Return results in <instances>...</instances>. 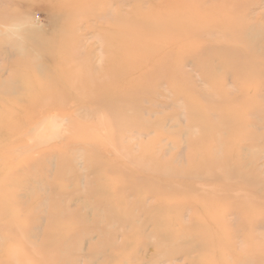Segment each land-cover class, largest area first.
Returning <instances> with one entry per match:
<instances>
[{"label":"rangeland","instance_id":"1","mask_svg":"<svg viewBox=\"0 0 264 264\" xmlns=\"http://www.w3.org/2000/svg\"><path fill=\"white\" fill-rule=\"evenodd\" d=\"M0 264H264V0H0Z\"/></svg>","mask_w":264,"mask_h":264},{"label":"bare ground","instance_id":"2","mask_svg":"<svg viewBox=\"0 0 264 264\" xmlns=\"http://www.w3.org/2000/svg\"><path fill=\"white\" fill-rule=\"evenodd\" d=\"M118 22H120V24H124V22L122 20H118ZM126 25H129L128 29L131 31H134L135 29H140L142 27V25H139V24L137 25L136 23H130V24L126 23ZM145 26H147L146 23H145ZM216 27H218L216 29L218 31H221V33L224 32L223 29H227V26L224 25L223 23L221 24V26L218 24ZM161 30L162 31L166 30V28H161ZM206 30L208 31V28H206ZM188 34H190V31H184L181 33L180 37L187 36ZM223 35L224 34H222L221 36H223ZM165 39H167V37ZM240 41H241V39H240ZM228 42H229V38H225V43H228ZM142 45H144V44H142L141 41L135 42L131 39L125 40V43L124 42L121 43V45H120L121 50H120V52H118V56L120 57V62L123 65L117 66V64H115V63H110V64L106 65L104 68V70L110 72V74H108L106 77L100 76L97 78H92V79L88 78L87 79L88 84L92 89L97 88V89H95L96 92H94L95 90L93 92H91L92 95L97 94V96H98V98L96 97V99H95L96 101H94V105L97 107L108 108L111 112H113L114 114L117 115L118 120H117L116 124L113 125V127L115 126L114 130L116 132L117 131L120 132L122 130V127H124V126L126 127V125L131 124V120L129 119L130 121H128V118H125L124 114H122V113L125 112L124 110L127 109V105H125V102H126L125 98L131 94V91H133L132 90L133 89L132 84L135 83L134 81L137 79L136 78L137 73H136L135 67L139 68L142 64H146V63L147 64L149 63L150 66L153 65L152 62H148V58H143V54L141 53V51L143 49L142 50H141V48L138 49L139 46H142ZM234 50H235V52H238V48H235ZM134 55H137L138 58H134ZM131 58H133L134 60L131 61ZM161 60L162 59L150 60V61L155 62V61H161ZM231 62H233V61H231ZM176 65L177 64L174 63V66H173L174 69H172L175 72L178 71V65L177 66ZM155 66L158 69L161 67L165 68L167 71L166 67H168V70H169L170 64H169V66H167V64L164 62L160 63V65L155 63ZM109 91H111V92H109ZM91 93H89L88 96L92 99ZM69 97H70V94L65 92V93H58V94H55L53 96H50L49 99L53 100L57 104L64 105L67 103V101H68L67 99ZM89 97H86V95H84V96L78 95V96H76L75 99L79 100V99H86ZM53 116H55V115L53 114ZM50 119H51V117H50ZM223 120L228 122V117H226V116L222 117L219 120L215 121L216 123L208 121V123H206V124H209L211 129H214V131H218L225 126V125H223V122H224ZM207 126L208 125H204L203 128L207 129ZM143 150H144V147H143ZM142 155H148V150L147 151L144 150ZM202 155H207L206 151L205 152L202 151Z\"/></svg>","mask_w":264,"mask_h":264}]
</instances>
